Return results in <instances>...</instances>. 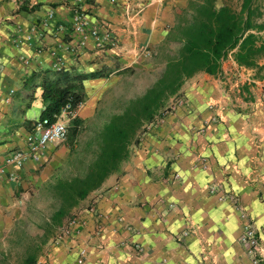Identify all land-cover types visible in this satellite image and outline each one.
Listing matches in <instances>:
<instances>
[{
  "label": "crops",
  "instance_id": "crops-1",
  "mask_svg": "<svg viewBox=\"0 0 264 264\" xmlns=\"http://www.w3.org/2000/svg\"><path fill=\"white\" fill-rule=\"evenodd\" d=\"M125 4L133 11L146 6L138 36L118 28ZM188 5L189 0H0V133L5 135L0 140V169L5 170L0 240L15 225L28 191L63 163L61 144L50 145L46 165L29 162L16 181L5 163L10 152L25 146L41 119L43 82L95 74L83 83L87 102L78 112L79 118L92 116L101 98L130 72L152 67L150 61H135L133 43L160 52ZM74 8L110 20L129 53H87L72 72H57L50 52L70 38L57 36L55 28L70 29ZM260 10L258 22L264 23ZM255 74L230 54L217 75L202 72L187 80L176 96L189 105L171 98L172 109L157 133L88 198L108 190L95 202V214L82 217L75 235L52 246L38 264H256L238 241L248 220L264 235V79ZM218 103L224 111L210 107ZM190 224L195 231L184 237ZM85 249L87 257L81 259Z\"/></svg>",
  "mask_w": 264,
  "mask_h": 264
},
{
  "label": "trees",
  "instance_id": "trees-1",
  "mask_svg": "<svg viewBox=\"0 0 264 264\" xmlns=\"http://www.w3.org/2000/svg\"><path fill=\"white\" fill-rule=\"evenodd\" d=\"M219 1L189 0L188 8L176 17L167 41L178 44L179 49L167 59L157 81L104 125L97 139V158L87 174L83 178L61 180L53 186L60 207L51 218L50 229H60L78 205L122 170L143 130L162 114L187 80L202 72L217 75L230 54L240 67L253 70L255 78L264 79V23L258 22L263 15L257 0H243L239 11L223 0L219 7ZM91 77L95 74L70 80H45L41 119L55 121L70 106L69 114L75 113L73 127L79 124L78 112L87 102L83 83ZM25 264H37V257L29 256Z\"/></svg>",
  "mask_w": 264,
  "mask_h": 264
},
{
  "label": "rangeland",
  "instance_id": "rangeland-1",
  "mask_svg": "<svg viewBox=\"0 0 264 264\" xmlns=\"http://www.w3.org/2000/svg\"><path fill=\"white\" fill-rule=\"evenodd\" d=\"M223 1L239 11L243 0ZM223 1H219V7L222 6ZM256 4L264 10V0H257ZM178 49V44L170 43L156 53L149 70L130 72L117 87L101 98L94 114L87 118H79L80 122L75 127H73L74 118L68 116L66 121L69 127V137L58 147L65 151L62 156L63 163L46 182L37 189L28 191L19 218L11 230L5 233V237L0 240V261L4 258V264H25L29 256L35 255L38 264L42 256L49 255L52 246L60 243L59 239L65 235L70 222L75 218L81 220L88 213H92L96 207L95 202L102 196H106L108 190L95 195L91 201L88 199L78 205L60 229H50L48 225L51 218L60 207V201L56 197L53 186L61 180L83 178L87 174L97 158L99 152L97 139L104 125L114 115L121 114L130 100L143 96L154 85L163 72L167 59L174 56ZM100 97L101 94H97L94 98L98 101ZM159 128L160 126L148 125L139 136L138 143L132 146L131 153H134L136 147L146 137L155 135ZM2 133L4 131L0 133V140L5 136L1 135Z\"/></svg>",
  "mask_w": 264,
  "mask_h": 264
},
{
  "label": "built area",
  "instance_id": "built-area-1",
  "mask_svg": "<svg viewBox=\"0 0 264 264\" xmlns=\"http://www.w3.org/2000/svg\"><path fill=\"white\" fill-rule=\"evenodd\" d=\"M124 6L127 12L123 16L124 21L118 28L124 30L126 34H130L133 37L138 36L146 6L143 5L136 11L130 10L128 4H125ZM73 12L74 16L72 18L70 29H66L65 26H60L58 29L55 28V31L58 33L57 36L65 37L67 35L70 38L68 42L64 40L65 38H62L58 46L50 52L51 58L54 61V69L57 72H72L73 67H77L82 56L87 53L102 55L107 52H113L119 57L124 56L125 53H129L130 50L125 49V44L121 40V36L118 34V28L115 27L110 20L91 15L78 8H74ZM52 16L53 15H51V17ZM44 26L46 28L53 27L52 23H45ZM131 50L134 51V55L136 56L135 61L138 63L147 64L149 61L151 63L156 56V51L150 44L139 45L136 43L134 45L133 43V48ZM68 56H72V64L66 62ZM13 94L14 91L11 92V95ZM174 97L175 102L178 104L183 106L189 105V100L178 96ZM7 102H9V100ZM229 103V106H231L232 103ZM221 104L218 103L211 105L210 107L218 111H224V108L226 107ZM171 109V105L167 106L162 114L157 116L150 125L157 127L160 126L162 120L167 116ZM68 110H70V106H67L55 121L50 119H40L33 127L32 131L28 133L25 139V146L10 152L6 156V166L14 169L12 170L11 175L13 180L16 181L18 179V173L23 171L29 162H34L41 166L46 165L49 162L47 152L50 145L62 144L68 140L69 127L66 119H68V116L72 118L75 117V113L71 112V114H69ZM4 172V169H0V177L3 176ZM233 201L238 208L239 204L236 196L233 197ZM92 212L94 215L95 212ZM82 224L83 220L77 218L70 222L65 235L59 239L60 243H67V241L75 235L76 231ZM189 226L190 228L181 233L184 237L190 236L195 231L192 224ZM238 241L243 246L246 253L252 257L254 263L264 264V235L254 221H247ZM138 250L140 253H143L142 246L138 247ZM86 257L87 250L85 249L80 252V258L84 259Z\"/></svg>",
  "mask_w": 264,
  "mask_h": 264
}]
</instances>
